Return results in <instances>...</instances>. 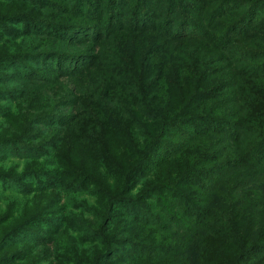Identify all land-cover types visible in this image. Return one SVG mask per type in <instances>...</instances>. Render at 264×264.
I'll return each instance as SVG.
<instances>
[{
  "label": "trees",
  "instance_id": "1",
  "mask_svg": "<svg viewBox=\"0 0 264 264\" xmlns=\"http://www.w3.org/2000/svg\"><path fill=\"white\" fill-rule=\"evenodd\" d=\"M0 119V264H205L264 236V0H0Z\"/></svg>",
  "mask_w": 264,
  "mask_h": 264
},
{
  "label": "rangeland",
  "instance_id": "2",
  "mask_svg": "<svg viewBox=\"0 0 264 264\" xmlns=\"http://www.w3.org/2000/svg\"><path fill=\"white\" fill-rule=\"evenodd\" d=\"M17 85H18V83L15 82L14 84L13 83L8 84L6 86V88L10 89V88H13ZM24 86H25V84L21 83V87L23 88ZM235 96L237 97V95H235ZM50 97H51V95H50ZM236 101H237V103L240 102L237 99H236ZM238 110H239L238 114L241 116V118L245 119V116L247 115V111L242 110L240 107H238ZM2 125H4V121H2L0 119V129L3 128V127H1ZM0 131H2V130H0ZM244 147L245 146L239 147V149L244 148ZM8 151H10V150H6V151L3 150L0 153V157H1L0 160H3L2 161L3 165H5L7 168H16L17 166L15 164H19V163L23 164L24 163L22 161V159L18 158L19 154H15L13 152H8ZM9 153H12V155ZM14 155H17V157H15ZM21 162H23V163H21ZM49 166L52 167L51 164ZM249 170H251V169H249ZM19 171H21V170H19ZM257 191L260 193H255V192L249 193L251 198L256 194L264 195V189L257 190ZM79 198H81V197H77L76 199H79ZM261 198H262V196L260 197V201H261ZM250 200L247 199V201H246V202H248V205L250 203ZM81 201L82 200L75 201V203H80ZM261 205L264 207V202H262ZM240 207L243 208L242 205ZM261 209L264 211V208H261ZM253 215H255V213ZM224 227H225V224H224ZM229 229L230 228L226 229L227 236H228ZM237 229L239 231V235L237 237L234 235H231L230 238L232 240L231 239L228 240L226 238H219L220 240L213 242L211 245L213 247L212 254L209 252L207 247H206V249L202 248V258H204L205 260L208 259L207 263H205V264H221V263L222 264H230V263L231 264H255V260H256V258H258L259 254H255L254 255L255 258H251L249 260H244V258H242V257L239 258L240 251L245 247L244 246L245 244H243V240H245L244 242L250 241V239L256 240V241H264V236L263 235L256 236L254 234V227H248V229H247V226L243 225L241 227H237ZM75 235H77V234H75ZM237 238H239V239H237ZM230 246H232V247H230ZM52 253H55V248H53V247H52ZM219 257H221V258H219ZM50 258L51 259L54 258L55 261L58 260V256L56 254L54 255V257L51 256ZM226 261H229L230 263H228Z\"/></svg>",
  "mask_w": 264,
  "mask_h": 264
}]
</instances>
